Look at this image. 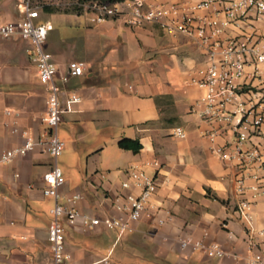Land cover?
I'll use <instances>...</instances> for the list:
<instances>
[{
	"label": "crops",
	"instance_id": "0c3cea01",
	"mask_svg": "<svg viewBox=\"0 0 264 264\" xmlns=\"http://www.w3.org/2000/svg\"><path fill=\"white\" fill-rule=\"evenodd\" d=\"M15 1L0 0L3 23L14 21ZM133 3L125 0L121 15L98 24L85 11L79 15L47 9L44 13L54 20H40L53 26L43 47L57 66V78L72 62H82L85 68L61 93L62 101L71 92L81 100L65 111L57 131L64 149L56 165L65 180L58 202L80 194L74 207L81 214L119 217L123 214L112 207L113 197L121 191L137 194L121 190L128 167L143 168L158 184L147 214L120 236L103 227L63 223L69 256L65 264H246L251 251L234 213L241 199L235 189L237 167L213 155L209 140L202 137L217 126L199 118L197 102L203 92L190 83L205 67V55L186 36L169 35L156 24L128 25ZM1 47L0 156L25 138L43 137L47 97L30 60V44L12 40ZM175 128H181L185 138L172 136ZM126 138L139 141L138 153L118 147ZM230 138L226 133L215 143ZM53 164L40 148L0 164V264H52L47 229L55 201L43 196L42 189ZM245 198L254 203L253 227L264 229V188ZM186 238L217 244L227 256L182 248ZM254 252L264 253V240H258Z\"/></svg>",
	"mask_w": 264,
	"mask_h": 264
},
{
	"label": "built area",
	"instance_id": "2783aa9c",
	"mask_svg": "<svg viewBox=\"0 0 264 264\" xmlns=\"http://www.w3.org/2000/svg\"><path fill=\"white\" fill-rule=\"evenodd\" d=\"M120 4L89 3L87 13L92 15V22L102 23L123 13ZM130 9L128 25L156 24L169 35L186 36L204 53L206 65L195 73L190 83L203 92L197 102L201 107L199 118L217 128L213 127L202 137L209 140L210 151L219 160L236 164L235 189L241 199L234 213L244 226L251 251L246 264H264V253L254 252L258 240H264V229L253 227L254 203L245 198L248 192L255 197L264 188V0H204L189 4L134 0ZM17 11V21L0 23V53L4 41L23 40L30 44V60L36 78L47 92L46 110L41 119L45 132L39 140L25 138L21 146L4 151L0 164L6 165L35 148L54 160L44 175L42 194L55 201L47 229L52 264H65L69 256L65 252L63 223L81 229L103 227L120 236L147 214L158 184L155 175H149L143 168L128 167L127 177L120 187L121 190L134 189L137 194L121 191L113 197L112 207L123 214L119 217L96 218L81 214L74 207L82 199L80 194L66 198L64 203L58 202L65 180L56 165L64 149L57 131L65 111L81 100L71 92L62 101L61 93L70 78L83 76L84 63H70L66 74L57 78V66L43 47L53 30L52 24L40 22L39 10L32 7L30 0H19ZM226 133H230L231 138L222 145L216 144V139ZM172 136L183 139L185 132L175 128ZM152 165L158 166L156 162ZM181 247H192L217 258L227 256L219 245H206L191 238L182 240Z\"/></svg>",
	"mask_w": 264,
	"mask_h": 264
},
{
	"label": "rangeland",
	"instance_id": "374dc122",
	"mask_svg": "<svg viewBox=\"0 0 264 264\" xmlns=\"http://www.w3.org/2000/svg\"><path fill=\"white\" fill-rule=\"evenodd\" d=\"M19 0L13 2V19L12 20H18L19 19V14L17 11V4ZM32 7H36L39 10V14H41V21H43L46 17L47 18H52L54 20V17H51L50 14L44 13L45 8L48 9H53L56 8L60 11H69L72 8H74L76 5L79 7H82L85 12H88L89 9L87 6L89 3L85 4H78L77 0H30ZM0 23H3L1 18H0Z\"/></svg>",
	"mask_w": 264,
	"mask_h": 264
},
{
	"label": "trees",
	"instance_id": "16d2710c",
	"mask_svg": "<svg viewBox=\"0 0 264 264\" xmlns=\"http://www.w3.org/2000/svg\"><path fill=\"white\" fill-rule=\"evenodd\" d=\"M78 4H85V3H100V4H116V3H122L125 0H77ZM48 8H45L47 10ZM52 12H63V13H74V14H82L84 12L82 7L75 6L69 11H60L56 8L50 9ZM118 147L123 150H128L133 153H138L139 150L141 149V144L139 143L138 140H131V139H122L118 142Z\"/></svg>",
	"mask_w": 264,
	"mask_h": 264
}]
</instances>
